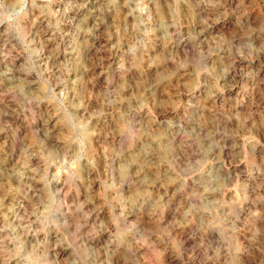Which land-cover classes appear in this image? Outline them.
Returning <instances> with one entry per match:
<instances>
[{"label":"clouds","instance_id":"obj_1","mask_svg":"<svg viewBox=\"0 0 264 264\" xmlns=\"http://www.w3.org/2000/svg\"><path fill=\"white\" fill-rule=\"evenodd\" d=\"M0 264H264V0H0Z\"/></svg>","mask_w":264,"mask_h":264}]
</instances>
